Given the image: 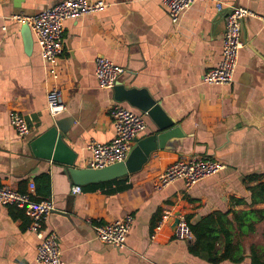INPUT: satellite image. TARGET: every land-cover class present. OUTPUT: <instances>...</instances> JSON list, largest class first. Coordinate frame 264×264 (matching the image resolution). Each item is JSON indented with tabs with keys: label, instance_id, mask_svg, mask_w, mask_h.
Returning <instances> with one entry per match:
<instances>
[{
	"label": "crops",
	"instance_id": "0c3cea01",
	"mask_svg": "<svg viewBox=\"0 0 264 264\" xmlns=\"http://www.w3.org/2000/svg\"><path fill=\"white\" fill-rule=\"evenodd\" d=\"M65 0H0V183L28 190L42 174L50 176L47 194L55 211L45 230L61 242L64 264H215L205 255L189 251L188 240L173 236L171 225L152 234L171 214L192 217L232 211L233 233L238 247L234 259L216 264H253L252 248L264 258V202H254L250 187L264 183V0H199L173 23L160 0L103 1L95 13L67 19L65 52L58 61L59 77L47 70L40 47L26 22L14 16H32ZM226 12L246 7L252 14L243 21L239 61L230 85L206 83V71L221 58ZM105 57L125 68L117 83L146 89L158 100L181 131L164 149L155 151L142 170L129 174L113 188L74 193L76 185L61 164L37 157L31 143L56 126L77 163L86 166L89 142L108 143L115 137L110 107L120 103L114 87L99 86L96 60ZM61 89L66 110L52 116L47 94ZM31 115L30 133L17 134L10 123L13 112ZM147 129L156 130L144 115ZM181 155H206L221 160L225 168L186 189L178 179L166 187L155 181L164 168ZM261 175L245 183L248 175ZM234 212L251 216L240 225ZM134 217L126 245L119 248L97 239L94 226ZM30 219L20 209L0 205V264H37L39 239L29 230ZM223 252L224 242L218 244ZM239 260V261H237Z\"/></svg>",
	"mask_w": 264,
	"mask_h": 264
},
{
	"label": "built area",
	"instance_id": "2783aa9c",
	"mask_svg": "<svg viewBox=\"0 0 264 264\" xmlns=\"http://www.w3.org/2000/svg\"><path fill=\"white\" fill-rule=\"evenodd\" d=\"M167 9L173 23L177 24L183 13L199 0H160ZM106 7L103 1L89 2L88 0H65L39 11L32 16L17 15L14 18L29 24L40 47L41 55L46 67L53 78L59 77L58 61L64 55V23L67 19L95 13ZM217 8L224 13L225 29L222 43L221 58L210 67L203 76L206 83L230 85L234 81L239 61L240 49L243 47L242 23L252 11L246 7L233 6L224 12L222 2ZM125 68L110 59L99 57L96 60V77L103 89H112ZM48 110L52 116H58L66 110L61 89L53 86L47 94ZM110 116L115 127V137L108 143L91 141L87 145L90 156L86 167L101 169L111 164L125 161L137 137L147 129V122L143 114L134 111L120 103L110 107ZM31 115L13 112L10 123L21 137L30 133ZM225 164L206 155H181L177 160L168 164L155 181L157 187H166L178 179L185 182L186 189H190L199 181L216 175L225 168ZM80 185L73 187L74 193L82 192ZM0 205L11 206L23 210L29 217V230L39 239L37 246V264H64L62 245L54 231H46L45 225L49 216L55 211V204L51 197L38 196L35 182L29 183L26 191H21L7 183H0ZM171 216L176 217L173 213ZM178 223L173 236L191 241L194 233L190 228L186 215L179 214ZM167 219L156 225L152 239H156L159 231L169 228ZM134 223L132 215L109 222L98 221L94 226L96 237L102 243L119 248L126 245L128 234Z\"/></svg>",
	"mask_w": 264,
	"mask_h": 264
},
{
	"label": "water",
	"instance_id": "95a60500",
	"mask_svg": "<svg viewBox=\"0 0 264 264\" xmlns=\"http://www.w3.org/2000/svg\"><path fill=\"white\" fill-rule=\"evenodd\" d=\"M223 23L225 29V21ZM25 29L30 33L33 40L28 23H26ZM114 90L116 100L128 102L132 107L137 108L141 114L149 116L156 126V130L152 133L135 139L125 161L101 169L79 166L77 163L78 153L70 148L63 137V133L56 126L51 127L33 140L31 146L34 154L42 159L61 164L66 168L76 185L86 186L122 179L129 174L142 170L151 155L157 150L164 149L171 138L184 136L176 121L166 114L160 102L154 99L146 89L127 87L121 83H116ZM179 214L180 211L174 212L176 217L170 216L167 221L172 230L176 228L177 215Z\"/></svg>",
	"mask_w": 264,
	"mask_h": 264
},
{
	"label": "trees",
	"instance_id": "16d2710c",
	"mask_svg": "<svg viewBox=\"0 0 264 264\" xmlns=\"http://www.w3.org/2000/svg\"><path fill=\"white\" fill-rule=\"evenodd\" d=\"M261 175H248L245 178V183L249 184L252 180L260 177ZM122 179H115L109 182L89 184L82 186L87 191L105 189L107 187L113 188L114 185H119ZM37 190L39 193L47 194L50 188V176L48 174H42L37 177ZM126 186H117L109 192L116 193L125 189ZM24 191V190H22ZM254 202H264V183H260L256 186L250 187ZM47 198V197H41ZM232 211L218 212L216 214H209L203 216L199 221L192 222V217L187 216V221L191 230L194 233V239L189 242V251L194 255H205L210 262L219 263L223 260L234 259L235 253L239 250L233 240V233L225 226L228 223H232L229 219V215ZM237 218L235 219L240 225H243L247 217L251 220L252 217L248 216L246 212H234ZM223 241L224 249L222 253H219L218 244ZM263 252L264 249H260ZM253 264H264V258L260 257L259 250L252 248ZM239 261V260H237Z\"/></svg>",
	"mask_w": 264,
	"mask_h": 264
}]
</instances>
